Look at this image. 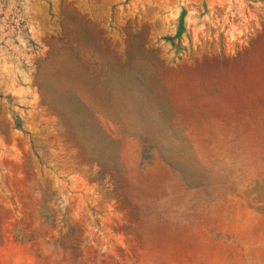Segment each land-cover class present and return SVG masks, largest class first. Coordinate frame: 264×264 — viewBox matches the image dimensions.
Here are the masks:
<instances>
[{
	"label": "rangeland",
	"instance_id": "rangeland-1",
	"mask_svg": "<svg viewBox=\"0 0 264 264\" xmlns=\"http://www.w3.org/2000/svg\"><path fill=\"white\" fill-rule=\"evenodd\" d=\"M0 264H264V0H0Z\"/></svg>",
	"mask_w": 264,
	"mask_h": 264
}]
</instances>
